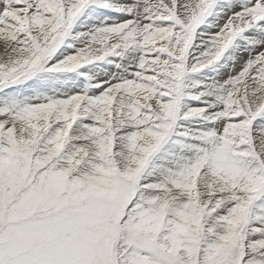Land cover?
Wrapping results in <instances>:
<instances>
[{"label": "snow or ice", "instance_id": "1", "mask_svg": "<svg viewBox=\"0 0 264 264\" xmlns=\"http://www.w3.org/2000/svg\"><path fill=\"white\" fill-rule=\"evenodd\" d=\"M0 264H264V0H0Z\"/></svg>", "mask_w": 264, "mask_h": 264}]
</instances>
